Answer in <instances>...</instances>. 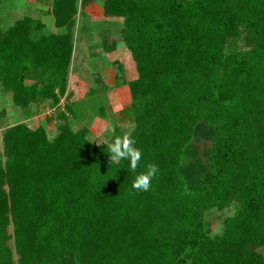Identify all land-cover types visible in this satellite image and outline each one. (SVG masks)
I'll list each match as a JSON object with an SVG mask.
<instances>
[{
	"label": "trees",
	"instance_id": "trees-1",
	"mask_svg": "<svg viewBox=\"0 0 264 264\" xmlns=\"http://www.w3.org/2000/svg\"><path fill=\"white\" fill-rule=\"evenodd\" d=\"M49 2L63 32L30 16L0 26V85L27 116L65 95L76 16L95 0ZM103 11L123 18L136 62L118 120L133 124L140 164H110L121 127L89 142L88 126L69 122L81 118L75 102L52 139L42 126L7 128L0 264L14 253L18 264H264V0H104ZM91 90L88 107L105 116ZM148 164L159 171L137 192ZM233 204L208 234L206 211Z\"/></svg>",
	"mask_w": 264,
	"mask_h": 264
},
{
	"label": "rangeland",
	"instance_id": "rangeland-1",
	"mask_svg": "<svg viewBox=\"0 0 264 264\" xmlns=\"http://www.w3.org/2000/svg\"><path fill=\"white\" fill-rule=\"evenodd\" d=\"M103 2L104 0H95L85 9L79 7L73 32L74 52L69 68L68 87L56 106L50 103L38 108L33 106L27 116L14 105L11 94L4 93L0 85V152L4 147L5 130L19 123H26L31 128L42 126L49 138H54L61 123L57 114L65 110L67 102H75L77 110L82 113V119H79L71 117L65 110L70 124L74 129L88 126L90 138L95 145L108 142L117 125L123 133L132 130L133 124L120 122L118 117L119 111L131 103L128 82L138 77L136 62L123 41V18L104 16ZM24 16L39 20L48 33L64 31L55 24L49 0H0V26L11 25ZM240 42L243 46L244 41ZM90 90L94 93L99 90L98 100L106 106L105 116L99 110L88 107V100L96 98L90 94ZM84 102L87 104L84 105ZM236 209L233 204L223 209L206 211V232L210 235L221 233L226 218L233 216ZM9 230L12 232V228ZM10 244L13 247L12 239ZM261 251L264 253V246ZM17 258L14 253L13 264H18Z\"/></svg>",
	"mask_w": 264,
	"mask_h": 264
},
{
	"label": "clouds",
	"instance_id": "clouds-1",
	"mask_svg": "<svg viewBox=\"0 0 264 264\" xmlns=\"http://www.w3.org/2000/svg\"><path fill=\"white\" fill-rule=\"evenodd\" d=\"M92 141L90 140L89 142ZM107 149L110 154V164L127 160L129 161L130 170L132 172L136 171L142 159V151L136 147V140L133 138L131 131H125L122 135H116L107 144ZM158 171L159 168L156 164H148L144 172L135 176L132 182V188L137 192L148 191Z\"/></svg>",
	"mask_w": 264,
	"mask_h": 264
}]
</instances>
